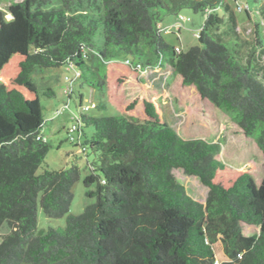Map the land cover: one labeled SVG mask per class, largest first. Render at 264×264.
Instances as JSON below:
<instances>
[{"label": "trees", "instance_id": "trees-1", "mask_svg": "<svg viewBox=\"0 0 264 264\" xmlns=\"http://www.w3.org/2000/svg\"><path fill=\"white\" fill-rule=\"evenodd\" d=\"M181 8L203 16L199 44L185 51L159 27ZM257 10L256 26L264 27L263 0ZM8 11L10 19L0 14V229L8 228L0 264H214L218 241L220 264H264V80L252 56L238 58L239 43L217 36L236 33L227 0H22ZM61 66L97 94V110L114 114L79 112L74 122L71 143L83 148L76 153L96 157L83 181L94 185L86 195L95 201L64 227L38 230L37 205L48 218L63 217L80 178L73 161L37 173L50 148L41 97H55L37 77ZM165 66L175 108L189 109L178 130L160 93L142 86L143 70ZM222 117L253 143V166L240 169V151L222 156L223 139L215 141ZM173 169L207 187L205 203Z\"/></svg>", "mask_w": 264, "mask_h": 264}, {"label": "rangeland", "instance_id": "rangeland-1", "mask_svg": "<svg viewBox=\"0 0 264 264\" xmlns=\"http://www.w3.org/2000/svg\"><path fill=\"white\" fill-rule=\"evenodd\" d=\"M22 0H0V14L5 19H10V13L8 6L11 2H19ZM230 6L233 8L236 18L235 34H228L223 32H216L217 36L221 37L223 41L233 40L239 43L241 46L238 48V58L244 62L246 59H250L251 56L254 62H251L254 71L257 73V77L264 80V27L259 24L260 16L258 8L262 0H227ZM264 4V0H263ZM240 5L241 10L237 11L236 6ZM249 10V16L247 17L244 9ZM177 14H167L163 16L159 22L161 28V34L167 43L177 47H181L183 51L189 49V47L199 44L198 33L203 22V16L200 12H193L189 8H181ZM220 15H225V12L218 10ZM183 17L184 20L179 21L177 17ZM261 26V27H260ZM222 29H224L222 27ZM257 31L262 34L261 41L257 43ZM232 44L228 43L231 47ZM172 69L169 66L155 67L147 69L141 73L143 80V87L157 90L162 99L164 116L169 126L178 130L179 125L184 119V115L189 112L188 108H184L182 111H178L175 108L173 100L169 97L167 92V86L171 81ZM38 83L48 84L55 91V97L46 98L41 97V106L43 107V116L46 121L42 130L45 140L50 145L47 152L44 164L38 169L37 173L42 172L43 169H59L67 167L72 161L76 163L80 169V178L75 182L71 191L73 193V199L70 204L69 210L66 215L60 218H48L44 215L40 205H37V229L46 230L48 228L64 227L66 217L68 215H78L83 212L84 208L95 201V198H89L86 195L88 189H94V185L85 187L83 181L85 176L90 172L89 166L92 164L96 157L93 153L88 152L86 155L76 153L80 149L74 147L72 143L66 139V131L71 127L75 120L79 116V112L90 115L93 117L110 116L114 114V110L107 108L105 110H97L95 107L91 108L88 112H83L78 108L77 92L80 91L83 94L82 106L89 105L91 101L95 102L97 94H91L89 88L83 85L76 77L73 69H67L66 66L58 68L44 69L38 74ZM71 80V82L69 81ZM68 82L67 86H64ZM71 87L73 89L72 98L68 100V97L63 93V89ZM64 86V88H63ZM217 125L215 141L218 138L223 139L222 156L235 154L237 151L241 152V159L245 167L240 169H247L253 166L257 160V151L252 142L245 139L240 133L236 132V128L230 124L226 117L221 118ZM235 131V132H234ZM233 132L235 134H233ZM237 133V134H236ZM211 140L210 138H205ZM222 149V150H223ZM220 154V157H221ZM76 155V156H75ZM77 157V158H76ZM224 162L237 167L229 159H222ZM257 163V162H256ZM173 175L177 181L182 184L188 195L200 203H205L208 189L202 185L198 178L192 175H186L181 169H173ZM255 180H259L258 173H254ZM8 231L7 226H3L0 229V234H4ZM215 257L220 261H224L225 257L222 252L221 243L218 241L213 245Z\"/></svg>", "mask_w": 264, "mask_h": 264}, {"label": "built area", "instance_id": "built-area-1", "mask_svg": "<svg viewBox=\"0 0 264 264\" xmlns=\"http://www.w3.org/2000/svg\"><path fill=\"white\" fill-rule=\"evenodd\" d=\"M238 9H239V8H238ZM239 10H241V9H239ZM178 19H179V21L184 20V18L181 17V16H179ZM176 51H180V49H179V48H176ZM143 71H145V70H143ZM143 71H142V72H143ZM142 72H141V73H142ZM77 75H78V74H76V76H77ZM69 90H70V89L67 87L66 89L63 90V93H64V92L67 93ZM95 106H96L95 102L91 101L89 105H86V106H83V107H82V111H83V112H86V111L90 110L91 108H94ZM76 129H77V125H76V123H73V124L71 125V127L68 129V131L66 132V138H67L70 142L75 141L74 132L76 131ZM79 149L81 150V149H83V148H79ZM80 150H79V151H80ZM220 262H221V261H220L219 259L216 258L215 261H214V264H220Z\"/></svg>", "mask_w": 264, "mask_h": 264}, {"label": "crops", "instance_id": "crops-1", "mask_svg": "<svg viewBox=\"0 0 264 264\" xmlns=\"http://www.w3.org/2000/svg\"><path fill=\"white\" fill-rule=\"evenodd\" d=\"M70 82H71V80H69ZM68 85V83H66L64 86H67ZM70 85V87H69V89H71V91H70V94L67 96L68 97V100H70L71 98H72V94H73V89H72V87H71V84H69ZM64 86H63V88H64ZM81 95V97L83 98V94L80 92V91H78L77 92V97H78V99H79V96ZM84 132H80L78 135H77V138L79 139V141L81 142V143H83L84 142Z\"/></svg>", "mask_w": 264, "mask_h": 264}, {"label": "clouds", "instance_id": "clouds-1", "mask_svg": "<svg viewBox=\"0 0 264 264\" xmlns=\"http://www.w3.org/2000/svg\"><path fill=\"white\" fill-rule=\"evenodd\" d=\"M218 259V258H217ZM222 262V261H221Z\"/></svg>", "mask_w": 264, "mask_h": 264}]
</instances>
